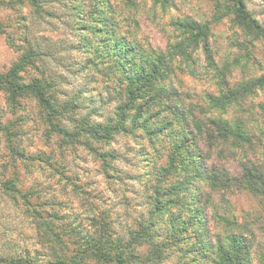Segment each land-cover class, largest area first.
<instances>
[{"label":"trees","instance_id":"obj_1","mask_svg":"<svg viewBox=\"0 0 264 264\" xmlns=\"http://www.w3.org/2000/svg\"><path fill=\"white\" fill-rule=\"evenodd\" d=\"M25 1L40 12L39 0L0 3ZM72 10L76 30L81 32L78 50L85 55L84 69L105 80V97L99 94L94 100L87 88L68 96L57 76L40 71L53 56L50 45L37 40L32 28L23 34L20 56L0 73V92L14 115L26 108L24 101L35 103L40 138L49 151L22 149L18 124L3 123L0 111V133L8 140L13 163L11 178L2 182V194L25 208L46 255L7 245L0 247V264H254L256 228L239 222L226 196L236 192L251 196L258 205L254 221L264 223V159L260 160L264 155V53L260 58L256 54L257 48L264 51V20L253 14L248 0H218L209 20L174 21L178 41L156 53L103 28L105 15L111 13L107 3L98 2L92 11L78 3ZM225 19L234 29L230 46L235 51L220 56L212 48V38L214 24ZM0 32H4L2 25ZM177 62L211 88L187 107L175 88ZM29 71L38 75L25 77ZM104 105L113 106L107 116L98 110ZM83 110L88 113L82 115ZM118 137L146 140L164 163H153L144 186V210L123 234H114L111 220L103 213L93 214L91 229L84 231L75 214L63 215L56 209L55 191L43 201L40 178L48 179L47 185H52L51 178H58L57 185L65 180L77 195L79 186L69 174L66 155L79 150L93 156L107 180L120 178L116 164L122 157L111 148ZM203 147L219 161L237 162V173L210 161L206 167ZM22 161L33 178L28 188L21 176ZM213 193L222 196L224 209L216 201L210 203ZM38 199L43 202L36 203ZM207 206L217 232L210 226ZM92 208L97 210V205L91 204Z\"/></svg>","mask_w":264,"mask_h":264},{"label":"rangeland","instance_id":"obj_2","mask_svg":"<svg viewBox=\"0 0 264 264\" xmlns=\"http://www.w3.org/2000/svg\"><path fill=\"white\" fill-rule=\"evenodd\" d=\"M100 1L107 3L108 8L111 7V13L105 15L107 26L102 25L106 31L114 30L140 43L143 50L158 53L167 51L178 41L180 32L174 26V21L187 17L195 20H209L218 0H168L167 4L157 0H39L41 10L38 14L28 1L24 4L0 3V25L4 31L0 32V73L6 72L16 62L20 56L18 48L21 45L22 36L24 33L29 34L32 28L33 36L43 44L50 45L51 54L54 56L46 59L45 68L40 66V71L57 76L68 96L78 94L79 91L87 88L88 97L94 100L99 94L105 97L103 83L105 80L93 70L87 73L84 69L85 55L78 50L81 32L76 30L72 10L75 5L81 3L88 11H92ZM248 6L256 17L264 20V0H248ZM214 25L212 48L215 53L221 56L235 51L230 46V40L234 37L230 19ZM43 49L46 51V48ZM261 53L264 51L257 48L256 54L259 58L262 56ZM178 63H176L178 77L175 88L184 99L186 105L184 107H187L189 103L203 98L208 88H211L207 81L193 78ZM256 68L260 74V68ZM32 75H38V72L29 71L25 77L30 78ZM23 104L26 108H22L14 115L7 105L5 95L0 92L2 122L10 124L15 121L18 124L20 146L27 153L49 151L44 146L43 139L40 138L41 128L37 120L35 103L24 101ZM99 108L103 116H107L113 106L104 105ZM87 113L88 110H83L81 114ZM8 145L6 136L0 133V247L8 245L18 251L30 249L31 252L36 251L39 255H46L42 242L25 214V208L21 207V204L15 205L2 194V182L11 178L13 173ZM111 148L122 157L116 164L120 178L115 176L114 171L112 174L115 179L112 180H107L101 174L99 163L83 150H79L78 154L66 155V161L70 163L69 174L79 186L78 196L72 193L71 187L66 185L65 180L57 185L58 178H51L52 185H47L49 180L40 178L43 183L41 189L45 192L43 201L50 199L51 192L55 191V201L58 204L55 206L56 209L63 215H70V212L75 214L78 218L76 224H79L84 231L91 229L90 219L93 214L103 213L108 220H111L114 234H123V231L130 227L133 219L144 210L147 196L144 186L149 179L148 173L154 170L153 163H164V159L159 158V151H153L147 141H140V138L118 137ZM209 153L210 151L203 147L206 167L210 166V162L212 164L214 162V165L218 163V166L216 165L218 168L226 167L232 173H237V162L228 158L221 159L220 162L216 154L210 156ZM55 154L58 155L57 152ZM262 159H264L263 154L260 156V160ZM24 163L20 162L19 166L22 179L28 188L32 185L33 178L23 167ZM46 177H49V172L46 173ZM204 188L209 190L207 185ZM210 196V203L214 204L216 201L218 208L224 209L222 208L224 200L221 195L213 193ZM226 197L239 216V222L248 225L251 230L253 227L256 228L253 263L262 264L260 261L264 259V223L262 224L259 219L254 221L257 219L258 205L244 192L228 194ZM42 202L40 199L36 200V203ZM91 204L97 205V210L92 208L90 211ZM205 213L209 216L213 232H217L218 228L211 219V206L205 208ZM73 220L72 218L68 221ZM168 264L173 262L170 261Z\"/></svg>","mask_w":264,"mask_h":264}]
</instances>
